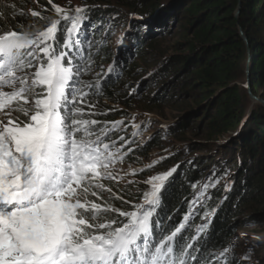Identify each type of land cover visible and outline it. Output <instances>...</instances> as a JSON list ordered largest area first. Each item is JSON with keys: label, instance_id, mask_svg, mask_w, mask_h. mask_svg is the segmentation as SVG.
I'll use <instances>...</instances> for the list:
<instances>
[{"label": "snow or ice", "instance_id": "1", "mask_svg": "<svg viewBox=\"0 0 264 264\" xmlns=\"http://www.w3.org/2000/svg\"><path fill=\"white\" fill-rule=\"evenodd\" d=\"M53 7L58 18L39 32L0 27V264H210L199 246L177 239L190 215L167 234L169 226L158 213L178 166L149 178L150 190L131 210L91 199L99 190L109 200L129 203L102 183L118 178L113 169L125 154L106 126L98 132L99 122L84 118L79 106L102 91L100 79L95 84L80 79L91 65L79 55L87 6L71 13ZM113 70L109 66L108 74ZM123 123L112 122V129ZM214 186L204 184L190 206ZM210 224L206 219L199 225L197 237ZM228 251L219 254L223 264Z\"/></svg>", "mask_w": 264, "mask_h": 264}, {"label": "trees", "instance_id": "2", "mask_svg": "<svg viewBox=\"0 0 264 264\" xmlns=\"http://www.w3.org/2000/svg\"><path fill=\"white\" fill-rule=\"evenodd\" d=\"M160 1L165 4L159 3ZM20 2L5 9L1 7V13L8 15L7 17L14 16L10 21L13 28H18L19 23L23 22L22 26L27 31H30L32 27L43 29L56 13L52 6L41 2L48 10L37 8L40 16H36L37 20L32 26L24 12L26 5L23 4V2L32 3L31 0ZM87 2V18L91 21L86 23L84 20L82 23L80 39L83 43L79 55L85 61V59L94 58L95 51H98L100 54L97 58L107 63L111 60L112 51L106 45L108 35L107 33L105 35L103 31L107 32L108 26L105 20L115 13V8L110 6L107 0H88ZM142 2L143 0L125 1L117 4V7L132 10L135 5ZM146 3L147 8L144 10L141 8V14L149 15L151 12L155 14L159 12L157 17L160 24L179 19L188 25L186 32H189L190 38L183 43L186 52L173 57L170 64L175 66L172 68L173 73L176 72V66L183 65H186L184 70L192 68L195 71L191 75L196 79V90L203 95L202 101L206 103V107L212 110L209 121L206 123L208 141L212 142L215 137L224 133L237 132L226 149L231 157L233 153L238 155L235 162L237 173L235 172L234 178L236 180L233 178L226 183L227 190L225 186L220 191L209 193L207 190L199 203L190 206L193 196L195 195L196 198L197 191L200 192L202 189V185H199L201 176L197 173L198 170L188 172L178 166L176 172L170 177L171 180L167 183L166 190L163 191L162 207L158 209L162 223L169 226L167 234L183 222L185 215H190L188 225L178 234L177 239L185 243L193 242L194 247L199 246L201 255H207L210 264H223L224 257L219 256L218 252L224 247L230 235L228 223L243 207L254 206L264 201V195L260 193V190L264 189V112H261L263 109L252 110L249 116H246L247 93L245 91L241 93L235 83L243 72L248 53L251 86L257 88L264 83V38L259 36V34L264 36V30L259 32V27L264 25V0H149ZM237 10H239L238 15H236ZM0 27L5 30L8 28V26H3L1 21ZM128 30V35H125L129 37L128 39L132 38L136 41L135 48L133 46L136 51L141 45L140 31L134 34L129 33ZM243 37L246 38L247 44L244 43ZM92 48H94L93 51H91ZM75 54L76 50L73 49L71 55ZM119 84V81L113 80L104 83L101 85L102 91L99 96H89L86 98L87 102L83 103L85 104L83 105L85 106L84 118L97 120L99 123L94 128L98 132L105 126L108 128L109 122L125 115L119 111L106 112L105 106L102 105L104 100L114 103L119 101L124 105L128 103L124 93L117 89ZM93 104L94 108L91 107ZM114 133L113 130H108L111 140L115 139ZM108 141L110 140L105 138V142ZM157 141L158 137L147 147L139 148L135 152L145 155L148 149L156 147ZM222 176V172H218L217 176L213 174L209 183H215V179ZM243 176L246 177L244 178L246 181L242 179ZM104 185L129 203L125 204L114 198L109 200V193L99 190H97V197H91V199L100 204L107 201L114 208L122 211L131 210L134 203H141L142 194L147 191L144 187H138L137 183L133 185L107 183ZM247 187L250 192H247ZM254 194L255 196L251 199ZM209 196L211 199H208ZM212 211L215 215L205 216L206 213ZM206 219H210L211 224L204 233L197 237L196 229L205 223ZM193 237H197L195 241ZM209 253H215V255H208ZM225 255L228 258L227 264H240L234 254L225 253Z\"/></svg>", "mask_w": 264, "mask_h": 264}, {"label": "rangeland", "instance_id": "3", "mask_svg": "<svg viewBox=\"0 0 264 264\" xmlns=\"http://www.w3.org/2000/svg\"><path fill=\"white\" fill-rule=\"evenodd\" d=\"M20 1L24 0H0V21L3 26H8L6 30L21 31L22 29L11 27L10 21L14 16L7 17L8 15L1 13V7L5 9L21 3ZM87 1L52 0L49 3V0H31L33 4L28 2H23V4L27 7V9L24 7L27 19L33 26L37 18L31 13L37 12V8H46L41 2L47 3L53 9V5L60 6L71 13L76 7L88 6ZM107 1L110 6L115 8V13L105 20L108 26L107 32L103 31L105 35L106 33L108 35L106 45L112 51L111 60L107 63L101 61L97 58L100 53L95 51L94 58L85 59L86 63L91 61L90 70L80 76V79L85 83L95 84L97 79H100L101 85L110 80L119 81L117 89L124 93L128 101L126 105L119 101L114 103L104 100L102 102L106 112L119 111L125 114L123 117H117L114 121L109 122L111 130H113L112 122L124 121L114 131L116 147L120 149L121 154H125V158L113 169L118 173V178L103 180L102 183L112 185L137 183L138 187L150 190L151 186L146 183L149 178L179 166L188 172L194 169L198 170L197 173H200L201 176L199 185L202 186L204 184L211 185L212 183L209 182L213 174L217 176L218 172H222L223 176L215 179L216 181L213 183L215 186L208 188L209 193L220 191L226 183L234 178L236 172L235 162L238 155L233 153L234 155L231 157L226 149L237 132L221 134L209 142L206 123L209 121L212 110L208 106L206 107V103L202 101L203 95L196 90V79L191 75L195 72L194 69L184 70L186 65H183L176 66L175 73L172 71V68L175 67L170 64L172 58L186 52L183 43L190 38L189 32H186L187 23L173 19L162 25L157 17L159 12L156 14L151 12L149 15L141 14V8L142 10L147 8L146 2L149 0H143L132 10L117 7V4L133 0ZM159 3L165 4L162 1ZM46 10L48 9L46 8ZM57 18L58 14L54 13L51 20ZM90 21L88 18L85 19L86 23ZM22 23L20 22L19 25L22 26ZM125 23L126 25H124ZM39 28L32 27L30 31L39 32L45 27ZM127 29H129V33L134 34L140 31L141 45L136 51L133 49L136 41L127 38ZM23 30L27 31L24 28ZM263 30L264 25L259 27V32ZM104 36L103 39H105ZM259 36L264 38L263 35L259 34ZM249 65L250 56L248 53L243 72L235 80L241 93L244 91L247 93L246 116H249L252 110H264V83L257 88L251 86L250 72L248 73ZM109 66H113L115 70L110 74H108ZM106 74L107 80L105 81L103 78ZM83 105L85 104L82 103L79 106L85 110ZM263 110L261 112H264ZM14 115L18 114L14 113ZM21 119L24 117L21 116ZM135 125H139V128ZM121 136L124 137V142L118 140ZM156 137H158L156 147L148 149L145 155L135 152L139 148L147 147ZM121 143L123 147H121ZM129 147L132 149L131 152L127 151ZM153 163V167H147ZM141 169L143 171H140ZM133 172L136 174L133 175ZM244 178L246 179L243 176L242 179ZM248 191L250 192V189L248 190L247 187ZM260 191L264 195V189ZM254 196L255 194L251 196V199ZM228 227L230 235L218 253L227 248L229 251L226 254H234L240 264H264V201H260L254 206L243 207L228 223ZM246 256L248 259H245Z\"/></svg>", "mask_w": 264, "mask_h": 264}, {"label": "water", "instance_id": "4", "mask_svg": "<svg viewBox=\"0 0 264 264\" xmlns=\"http://www.w3.org/2000/svg\"><path fill=\"white\" fill-rule=\"evenodd\" d=\"M239 14V10H237V13H236V15H238ZM243 41H244V43L245 44H247V40H246V38L245 37H243ZM250 72V65H249V69H248V73ZM248 86H249V81H248ZM250 96V95H249ZM262 105H263V103H262Z\"/></svg>", "mask_w": 264, "mask_h": 264}]
</instances>
